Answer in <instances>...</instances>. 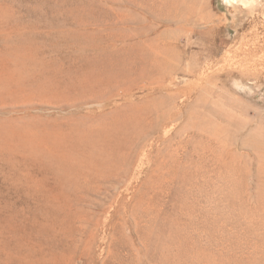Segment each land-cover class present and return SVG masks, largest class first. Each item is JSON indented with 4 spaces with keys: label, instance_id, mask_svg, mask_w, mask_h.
I'll use <instances>...</instances> for the list:
<instances>
[{
    "label": "rangeland",
    "instance_id": "rangeland-1",
    "mask_svg": "<svg viewBox=\"0 0 264 264\" xmlns=\"http://www.w3.org/2000/svg\"><path fill=\"white\" fill-rule=\"evenodd\" d=\"M0 264H264V0H0Z\"/></svg>",
    "mask_w": 264,
    "mask_h": 264
}]
</instances>
